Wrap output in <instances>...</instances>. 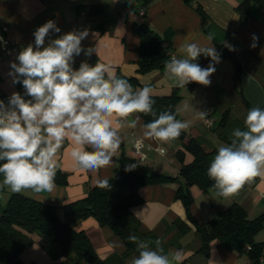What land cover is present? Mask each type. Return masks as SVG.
<instances>
[{
  "label": "crops",
  "instance_id": "1",
  "mask_svg": "<svg viewBox=\"0 0 264 264\" xmlns=\"http://www.w3.org/2000/svg\"><path fill=\"white\" fill-rule=\"evenodd\" d=\"M241 1L243 0H154L144 10V15H140L134 11V0H0V26L7 28L6 36L16 48L14 58L1 64L0 94L10 98L13 93H17L18 86L12 83V77L8 75L11 71L10 64L19 63V52L30 43L34 45L35 30L53 20L61 29L60 33L50 34L53 39L68 32L87 29L89 35L82 41V48L95 49L91 56L96 57L98 63L109 65L118 78L135 79L140 86H132L133 90L149 85L152 96L161 97L177 89L181 99L175 106L176 119L191 122L184 132L188 137L196 139L206 151H217L219 145H227L223 137L226 140L232 139V132L237 128L242 130L245 126L246 104L251 109L261 108L264 103V23L248 19L240 24L235 9ZM196 5H200L208 17L205 26H202L201 19L194 10ZM90 7L95 8L94 13H88ZM134 23H144L150 27L177 58L183 57L179 48L185 42L214 46L217 52L215 43L218 42L231 58H220V62L214 65L216 71L209 77L211 84L208 86L190 82L185 87H178L169 79L166 67L162 71L139 74L136 64L139 39L132 31ZM209 33H214L211 42L206 39ZM253 35L259 38L255 48L251 47ZM47 43L48 38L45 46ZM230 47L235 50H230ZM88 58L82 51L80 56L75 57L73 69L78 70L81 62H87ZM233 62L241 68L240 91L233 81ZM210 63L211 58L203 56L198 64L207 68ZM21 92L25 93L23 85ZM201 111L205 113L203 119L199 118ZM223 114L226 115L224 125L218 127ZM137 116L139 120L135 128L125 126L119 130L122 142L109 166L98 172L77 167L70 156L71 142L66 140L58 154L60 168L57 170L66 175V185L55 184L51 192L36 194L25 190L19 193L60 208L84 197L90 187L98 185V181L110 179L118 166V159L124 156L151 167L160 174L177 178L174 183L140 189L142 203L131 209L132 215L139 222L140 233L150 234L155 241H161L160 246L165 247L164 254L181 250L184 255L182 264H249L245 257L225 249L217 240L210 242L208 256L197 253L200 247L199 235L187 219L182 203L174 198L177 187L183 185L179 177L180 163L176 158V152L183 151L181 143L176 140L163 143L145 138L142 118L134 114L129 120L136 119ZM205 118L212 120V127L205 125ZM136 139L144 142L146 159L143 162H139L133 151ZM158 149H163L164 153L160 154ZM191 161L192 157L185 153L184 163ZM0 181L2 184V175ZM3 188L6 195L3 198L0 196V203L5 204L9 195L14 192L8 187ZM189 191L193 198L190 214L197 223L211 220L232 204L243 207L251 220L264 214V175L257 176L254 186L227 198L214 191L204 193L197 187H190ZM176 222L184 224L186 230L179 231ZM74 229L87 235L101 260L120 257L125 252L122 240L110 228L99 226L94 218L78 222ZM30 237L32 244L20 255L21 262L54 264L55 261L43 251L40 237L37 234ZM254 241L261 243L264 249V226L254 236ZM134 257L137 255H129L124 263L129 264ZM58 262L71 264L64 259Z\"/></svg>",
  "mask_w": 264,
  "mask_h": 264
},
{
  "label": "clouds",
  "instance_id": "2",
  "mask_svg": "<svg viewBox=\"0 0 264 264\" xmlns=\"http://www.w3.org/2000/svg\"><path fill=\"white\" fill-rule=\"evenodd\" d=\"M60 32L55 21H47L35 30L34 45L30 43L19 52V63L10 64L8 75L12 83H22L24 95L30 97L26 100L20 93H13L7 106L0 100V187H8L14 193L54 190L60 168L58 154L66 140L71 142L70 156L75 165L98 172L112 163L122 142L119 130L137 126L139 117H129L136 113L156 116L149 85L133 90L127 80L118 78L104 63L89 65L85 61L78 70L73 69L75 57L82 51L86 57L95 51L82 48V41L89 35L87 29L51 38L50 34ZM206 39L211 42L214 33ZM258 39L252 36V48ZM0 43H6L3 37ZM179 52L182 58L173 56L166 64L169 79L178 87L190 82L210 85L209 77L216 71L214 65L220 62L215 47L185 42ZM201 55L211 58L207 68L196 63ZM204 116L201 111L199 118ZM190 123L163 112L143 126V136L168 143L176 140ZM244 124L246 130L237 128L232 132L230 144L218 146L207 170L217 195L225 198L236 194L252 178L264 175V109L252 107ZM136 167L127 165L125 171ZM98 186L111 187L108 180L98 181ZM128 239L136 243L139 252L129 264H182L181 250L164 254L159 240L153 249L149 241L135 235Z\"/></svg>",
  "mask_w": 264,
  "mask_h": 264
},
{
  "label": "trees",
  "instance_id": "3",
  "mask_svg": "<svg viewBox=\"0 0 264 264\" xmlns=\"http://www.w3.org/2000/svg\"><path fill=\"white\" fill-rule=\"evenodd\" d=\"M152 1L154 0H134L136 5L134 11L139 14L142 11L140 15H144V10ZM185 1L189 2V0ZM94 9L90 7L88 13H94ZM194 10L200 17L202 26H205L208 17L201 6L196 5ZM235 10L239 15L240 24L248 19L264 23V0H243ZM204 30L206 31L205 28ZM132 31L139 39V45L136 48L137 72L144 75L152 71H162L170 61L169 46L164 45L160 36L144 23H134ZM215 45L220 58H231L220 43L216 42ZM202 58L203 55L198 57L196 63H199ZM87 63L94 65L98 61L96 57L90 56ZM233 63L235 69L233 81L240 91L241 68L236 62ZM126 80L133 87L140 86L133 78ZM16 84L17 93L27 99L21 92L22 83ZM152 99L156 116L136 113L142 118L144 124L152 122L163 112H171L176 116L175 106L181 99L177 89H173L167 96H152ZM0 100L8 103L9 98L0 94ZM246 106L248 113L250 108L248 104ZM261 108L264 109V103ZM225 116L223 114L219 120L218 127L224 125ZM242 130H246L245 126ZM223 139L226 144H230L232 140H226L224 137ZM176 141H179L183 148V151L176 152V158L180 163L179 177L183 185L177 187L174 198L182 203L187 219L199 235L200 247L197 253L208 256L210 242L217 240L225 249L245 257L249 264H264L262 244L254 241V236L264 226L262 224L264 214L251 220L248 219L243 207L232 204L207 222L197 223L192 218L190 207L193 198L189 191L190 187H197L204 193L209 191L216 193V189L212 187L214 181L209 178L207 170L217 151H206L196 139L188 137L184 131ZM185 153L192 157V161L187 164L184 163ZM131 164L137 167L131 171H125L126 166ZM176 180L177 178L160 174L151 167L121 156L113 176L108 179L110 189L100 188L98 185L92 186L84 197L60 208L40 203L21 193H11L3 208L0 203V264H23L20 255L31 246L30 236L33 234L40 237L43 251L55 261L54 264H61L58 262L61 259L71 264H125L124 260L129 255H139L136 243L128 239L130 235L137 236L139 240L149 241L153 249L156 247L154 236L140 233L139 222L131 213L134 206L142 203L140 189L151 185L174 183ZM256 181L257 177L252 178L239 191L254 186ZM66 183V175L57 171L55 184L66 185ZM3 191L4 188L0 187V196ZM87 218H94L99 226L110 228L122 240L125 246L122 256L107 260H101L98 257L87 235L74 229L78 222ZM175 224L179 231L186 230L184 224L180 222Z\"/></svg>",
  "mask_w": 264,
  "mask_h": 264
},
{
  "label": "built area",
  "instance_id": "4",
  "mask_svg": "<svg viewBox=\"0 0 264 264\" xmlns=\"http://www.w3.org/2000/svg\"><path fill=\"white\" fill-rule=\"evenodd\" d=\"M142 14V11H140ZM7 28L0 26V37H3V41L6 43H0V75L2 72L1 64L7 59H13L15 55L16 48L9 42L7 36ZM173 53H170V59L173 57ZM5 104V103H4ZM6 105V104H5ZM205 125L210 128L213 125L212 120L205 118ZM133 151L137 156L139 162H143L146 159V153L144 152V142L141 139H136L133 143ZM160 154L164 153L163 149L157 150Z\"/></svg>",
  "mask_w": 264,
  "mask_h": 264
},
{
  "label": "rangeland",
  "instance_id": "5",
  "mask_svg": "<svg viewBox=\"0 0 264 264\" xmlns=\"http://www.w3.org/2000/svg\"><path fill=\"white\" fill-rule=\"evenodd\" d=\"M3 194H1V198H3L4 197V195H6V191L5 192H2ZM1 206H2V208L5 206V204L3 203V202H1Z\"/></svg>",
  "mask_w": 264,
  "mask_h": 264
}]
</instances>
